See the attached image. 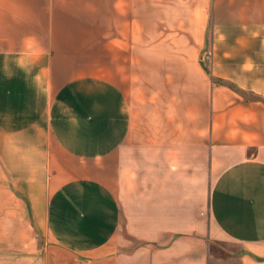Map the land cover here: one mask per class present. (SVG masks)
<instances>
[{"label": "crops", "instance_id": "crops-1", "mask_svg": "<svg viewBox=\"0 0 264 264\" xmlns=\"http://www.w3.org/2000/svg\"><path fill=\"white\" fill-rule=\"evenodd\" d=\"M0 168V264H264V0H0Z\"/></svg>", "mask_w": 264, "mask_h": 264}, {"label": "rangeland", "instance_id": "rangeland-1", "mask_svg": "<svg viewBox=\"0 0 264 264\" xmlns=\"http://www.w3.org/2000/svg\"><path fill=\"white\" fill-rule=\"evenodd\" d=\"M22 192L21 190L19 191ZM15 190L11 186L8 173L0 168V214L12 213L19 210L15 200ZM41 241V240H40ZM209 264H240L241 247L235 244L220 241L209 246Z\"/></svg>", "mask_w": 264, "mask_h": 264}]
</instances>
